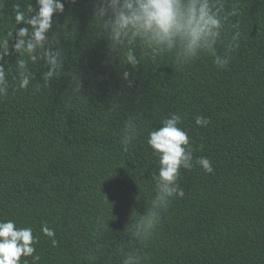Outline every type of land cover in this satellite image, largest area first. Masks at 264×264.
Returning a JSON list of instances; mask_svg holds the SVG:
<instances>
[{"label":"trees","instance_id":"16d2710c","mask_svg":"<svg viewBox=\"0 0 264 264\" xmlns=\"http://www.w3.org/2000/svg\"><path fill=\"white\" fill-rule=\"evenodd\" d=\"M15 2L0 0V33L15 27ZM20 2L23 9L29 0ZM233 6L238 15L226 35L238 22L240 47L226 69L209 55L179 65L168 54L139 66L129 86L118 61L105 62L107 42L94 40L91 0L65 2L54 17L65 73L35 87L46 69L30 65L33 86L0 100V219L33 228L38 264H90L97 247L102 255L94 264H120L125 227L132 212L143 214L159 167L148 132L169 113L182 117L193 156L208 157L214 172L205 174L195 160L192 170L181 169L185 196L172 201L141 247L146 264H264V0H228ZM73 70L80 98L68 93L64 75ZM198 115L209 119L207 127L195 124ZM129 116L140 132L125 152ZM102 213L113 219L112 232L97 236L92 226ZM43 223L55 230L58 247L40 232Z\"/></svg>","mask_w":264,"mask_h":264},{"label":"clouds","instance_id":"9594fccd","mask_svg":"<svg viewBox=\"0 0 264 264\" xmlns=\"http://www.w3.org/2000/svg\"><path fill=\"white\" fill-rule=\"evenodd\" d=\"M65 2L75 4L77 0H35V4L29 0L23 9L20 0L13 3L10 19L15 27L0 33V100L8 98L10 91L15 93L33 86L35 73L30 65L42 62L46 69L35 87L47 88L65 73V49L54 20L64 13ZM237 15L236 7H228V0H91L90 26L95 32L94 40L107 42L105 62L118 61L122 79L131 86L130 77L139 66L168 54L173 55L179 65L209 55L217 68L226 69L230 53L240 47L241 33L239 23H231L235 31L228 39L225 25ZM219 44L225 45L223 54L217 52ZM13 56L16 57L14 65L9 63ZM66 73L68 93L83 97L80 76L75 70ZM181 122L180 115L169 113L162 118L159 128L148 132L146 143L157 157L159 167L152 173L154 185L143 214L132 212L125 227L126 243L118 249L120 264H146L148 257L141 247L154 237L172 201L185 196L179 184L181 169L192 170L195 160V165L205 174L214 172L208 157L193 156L190 136L180 127ZM209 123L204 116L195 117L199 127H207ZM139 132L137 122L129 116L121 139L125 152ZM112 207L111 204V215ZM110 220L113 219H107L103 213L99 215L92 226L93 233L103 236L112 232ZM40 232L50 240L52 247H58L55 230L47 223L41 225ZM38 242L39 237L34 235L32 227H18L13 219H0V264H38L41 259L35 247ZM100 255V247L90 250V264Z\"/></svg>","mask_w":264,"mask_h":264}]
</instances>
